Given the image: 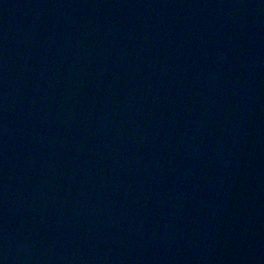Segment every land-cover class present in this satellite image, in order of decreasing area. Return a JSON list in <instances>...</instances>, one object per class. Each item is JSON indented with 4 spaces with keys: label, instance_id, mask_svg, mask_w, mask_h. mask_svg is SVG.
Returning <instances> with one entry per match:
<instances>
[{
    "label": "water",
    "instance_id": "obj_1",
    "mask_svg": "<svg viewBox=\"0 0 264 264\" xmlns=\"http://www.w3.org/2000/svg\"><path fill=\"white\" fill-rule=\"evenodd\" d=\"M0 264H264V0H0Z\"/></svg>",
    "mask_w": 264,
    "mask_h": 264
}]
</instances>
